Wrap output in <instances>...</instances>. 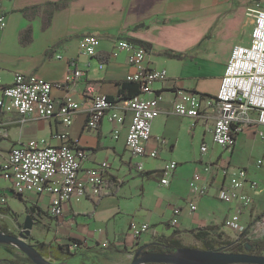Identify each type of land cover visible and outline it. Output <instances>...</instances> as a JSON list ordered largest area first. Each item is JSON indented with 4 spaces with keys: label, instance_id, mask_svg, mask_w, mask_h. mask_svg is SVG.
<instances>
[{
    "label": "crops",
    "instance_id": "1",
    "mask_svg": "<svg viewBox=\"0 0 264 264\" xmlns=\"http://www.w3.org/2000/svg\"><path fill=\"white\" fill-rule=\"evenodd\" d=\"M62 1L68 2L67 7L53 13L47 28H43L41 16L30 21L21 13L30 6ZM230 1L0 0V14L5 18V26L0 28V80L5 85L12 83L16 73L64 84L74 68L84 71V76L72 87L52 90L55 110L66 95L81 105L71 125H64L57 116L39 119L33 115L22 121L14 112L3 113L0 160L11 147L30 140L56 145L59 141L55 135L63 132L67 133L72 145L85 152L82 169L102 162L109 164L106 184L99 189L86 186L84 195L72 196L62 220L55 222L44 214L34 222L31 234L36 222H40L50 230L51 238L55 237L51 246L38 251L43 258L51 257L58 264H130L138 247L161 241L173 233L182 245H191L194 233L213 227L211 238L225 232L236 238L245 234L251 241H264V225L260 224L264 212V187L250 174L251 163L255 166L257 159L250 160L253 148L242 152L239 147L250 139L248 133L254 140L257 137L251 130H246L237 136L233 149L225 151L211 141L214 109L206 108L205 114L209 118L204 121L173 113L177 92L191 91L208 97H215L218 93L231 53L229 46L234 37H238L234 25L221 19V13ZM238 1L247 9L261 0ZM139 24L144 27L133 29ZM251 24L253 27L252 19ZM211 27L214 30L212 35L209 32ZM252 27L244 45L250 41ZM27 28L30 31L25 37H30L31 41L22 44L20 35ZM86 35L98 37L99 54L96 57L78 54V40ZM203 37L212 38L201 45ZM118 40L148 43L149 49L144 48L147 65L167 71L166 80L154 85V91L161 94L163 100L161 113L152 122L151 139L146 144L148 150L157 151L156 158L133 155L125 147L129 112L124 114L120 124L104 118L97 130L85 128L90 106L87 87L92 86L97 93L117 103L118 85L126 81L131 70L126 53L110 56ZM164 51L180 53L184 57L171 58L164 55ZM56 55L62 58L56 59ZM258 141L259 148H264L262 141ZM203 144H207L206 153L200 150ZM168 162H175L177 167L167 176V185H162L161 169ZM227 165L245 168L248 182L257 183L255 189H250L248 184L243 188V192L253 199L251 207L219 199L220 190L228 184L227 177L222 174V167ZM206 166L211 168L209 172L205 171ZM144 173H150L149 177ZM196 174L198 177H193ZM195 185H206V194L193 191ZM12 195L16 197L17 194L10 183L0 178V199L3 200L0 213L3 215L6 212L1 209H10L8 203ZM41 198L43 204L39 202ZM48 200L47 196L25 198L43 212ZM188 203L196 209L191 211ZM174 208L180 209V214L178 224L171 227ZM235 213L240 217L237 231L224 225L226 219ZM131 222L147 223L150 229L135 238L129 231ZM72 242H81L84 246L68 251ZM18 254L14 246H0V264L20 259Z\"/></svg>",
    "mask_w": 264,
    "mask_h": 264
},
{
    "label": "built area",
    "instance_id": "2",
    "mask_svg": "<svg viewBox=\"0 0 264 264\" xmlns=\"http://www.w3.org/2000/svg\"><path fill=\"white\" fill-rule=\"evenodd\" d=\"M253 23L250 41L247 45H235L226 64L218 93L215 97L200 95L197 92L180 91L176 93L173 102V113L180 117L192 119L209 118L205 112L209 107L214 109L215 118L210 128L211 141L225 151H231L237 136L246 130L262 141L264 145V0L248 9L247 14ZM5 18L0 14V28H4ZM78 54L86 57H96L99 54L98 40L91 36H83L78 40ZM126 53L131 69L126 76L127 82L139 85V94L120 103L111 101L108 97L87 87L90 106L87 110L85 128L95 131L102 119L120 124L124 114L130 113V122L125 137V147L136 156L156 158V150H148L147 142L151 139L152 122L160 115L161 94L154 91V85L166 80L165 69H153L146 63V50L136 43L118 40L110 53L117 57ZM61 59V55H56ZM71 65H74L71 62ZM89 66V65H87ZM101 68L102 65H99ZM84 76L82 69L74 68L69 73V79L64 84H53L35 75L16 73L10 85L0 80V130L3 113H16L22 121L35 115L39 119H49L57 116L66 126L71 125L74 114L81 105L66 95L55 110L52 97L53 89L72 87ZM116 137V136H115ZM56 145L30 140L10 148L4 159L0 160V178L10 182L15 194L23 198L32 195L47 196L48 203L44 214L58 222L64 218L65 207L74 195H84L86 186L95 189L103 187L109 174V164L102 162L95 167L82 169L81 164L86 159L85 152L69 142L67 133H57ZM202 153L207 152V144L200 147ZM256 167H264V154L255 162ZM177 164L168 162L162 166L160 183L167 185V176L173 173ZM206 166L205 171L209 172ZM222 174L227 177L228 184L220 190L219 199L225 203H237L241 207H251L253 199L243 192L248 184L255 189L257 183L248 182L245 168L223 166ZM193 177L197 178L198 175ZM193 191L205 195L207 186H193ZM3 200L0 199V205ZM189 209L196 207L188 203ZM180 209L172 210L170 226L178 224ZM264 225V212L262 222ZM225 227L237 231L240 229L239 213L228 217ZM150 229L147 223L129 225V231L137 238ZM84 244L72 242L68 251L83 247ZM49 264H58L51 257H44Z\"/></svg>",
    "mask_w": 264,
    "mask_h": 264
},
{
    "label": "trees",
    "instance_id": "3",
    "mask_svg": "<svg viewBox=\"0 0 264 264\" xmlns=\"http://www.w3.org/2000/svg\"><path fill=\"white\" fill-rule=\"evenodd\" d=\"M68 5V2L62 1V2H47L43 5H34L27 7L21 11L23 16L28 19L32 20L36 16H41L43 19V28H47L50 25V20L55 11L61 10L66 8ZM143 24L136 25L133 27V29L143 28ZM29 28L24 30L20 35V42L22 44H27L31 41L30 37H25L27 33H29ZM133 43L140 44L143 48L146 50L149 49V44L140 40H132ZM164 55L171 57V58H177L182 59L184 57L183 54H175L172 52L164 51ZM139 94V85L133 82H123L118 85V93H117V99L116 102H121L124 100L132 99L136 97ZM146 177H149L150 173H144L143 174ZM16 198L24 202L25 210L28 215H30L35 221L38 220L41 216L44 215L43 210L36 204L26 202L23 200V198L20 195H16ZM2 211L6 213H13L10 211V209H1ZM215 230V228H209V229H199L196 233H194V237L196 240L200 241L202 243L201 250H214V251H220V252H229V253H248V254H254V255H262V252L264 251V241H251L249 240L245 234H242L236 238L235 241L227 243L228 249L225 248H214V244L218 242L222 238L221 233L216 234L215 238H211L210 234L211 231ZM0 233L7 234V235H13L8 231V228L6 225H0ZM174 235L165 239H162L161 241L152 242L149 244H145L141 247H138L137 251L140 252V254H147V253H173L177 249L180 248H192L187 247L181 244L179 240L176 239L175 233ZM0 246L9 247L8 245L0 244ZM250 246V250H247V247ZM45 245L43 243H39L34 246V248L37 251H41L42 248H44ZM136 251V252H137ZM9 264H33L27 257L24 259H16L9 261Z\"/></svg>",
    "mask_w": 264,
    "mask_h": 264
},
{
    "label": "rangeland",
    "instance_id": "4",
    "mask_svg": "<svg viewBox=\"0 0 264 264\" xmlns=\"http://www.w3.org/2000/svg\"><path fill=\"white\" fill-rule=\"evenodd\" d=\"M258 2H255L253 6H250L248 8L254 7V5ZM245 8L246 7L241 5L238 0H231L230 5L227 6L225 10L221 13V19L223 21H228L230 25H234V30L238 31V37H234V41L232 43L233 46L237 44L244 45L248 42L249 39L248 33L252 27V24H251V18L247 15L248 8L247 9ZM209 32L211 35L214 33L213 27H211ZM90 36L94 38H98L97 36L94 35H90ZM211 38L212 37H203V41H201L200 44L201 45L206 44L209 40H211ZM231 46H229L228 49L230 51L232 49ZM248 135H250V139H248L246 144L240 145L239 147L243 150L242 152L247 151L248 148H253V151L251 152L252 154H250L249 156H250V160L252 159L254 161L262 156L263 154L262 151L264 148L262 147L259 148V145L261 146L260 142L258 141L257 138H256L257 140L256 139L254 140V137L251 135V133H248ZM251 164L252 166L250 167V174L252 175V177H254L255 180H257L260 183L261 187H264V167H256V165L254 166L253 163ZM23 200L25 201V198H23ZM39 202L40 204H43L44 199L41 198ZM8 206L10 207V210L13 211L12 212L13 215L11 213H5L4 215L0 213V225H6L8 231L13 234L12 236L17 237L22 231L26 218L29 215L24 209L25 208L24 202L16 198L14 195H12V197L10 198ZM34 222L35 220L33 219V224ZM36 224L33 234L30 233L29 239L27 241L28 244L33 247L37 243H43L46 247L51 246L50 244L55 240V237L53 236L54 238H51L49 234L50 230L46 226L41 225L40 222H36ZM235 240H236L235 235H229L223 232L222 238L218 240L217 243L214 244V248L228 249L229 247L227 243L233 242ZM201 245L202 243L200 241L194 239L193 242H191V245L188 244L187 246L196 249H201L203 248ZM18 251H19L18 255L20 259H24L26 256L19 249Z\"/></svg>",
    "mask_w": 264,
    "mask_h": 264
},
{
    "label": "water",
    "instance_id": "5",
    "mask_svg": "<svg viewBox=\"0 0 264 264\" xmlns=\"http://www.w3.org/2000/svg\"><path fill=\"white\" fill-rule=\"evenodd\" d=\"M33 218L29 215L19 236L0 233V244L18 248L33 264H49L28 244ZM250 250V246L247 247ZM130 264H264V255L229 253L196 248H180L173 253H147L137 251Z\"/></svg>",
    "mask_w": 264,
    "mask_h": 264
}]
</instances>
